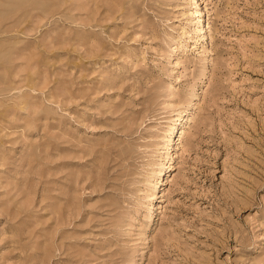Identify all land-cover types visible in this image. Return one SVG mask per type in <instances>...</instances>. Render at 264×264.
I'll return each instance as SVG.
<instances>
[{"label":"rangeland","instance_id":"1","mask_svg":"<svg viewBox=\"0 0 264 264\" xmlns=\"http://www.w3.org/2000/svg\"><path fill=\"white\" fill-rule=\"evenodd\" d=\"M0 264H264V0H0Z\"/></svg>","mask_w":264,"mask_h":264}]
</instances>
